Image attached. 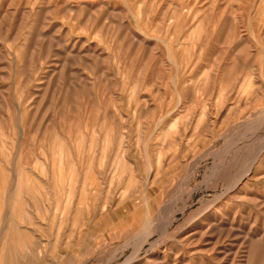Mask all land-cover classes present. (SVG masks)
Segmentation results:
<instances>
[{
    "label": "rangeland",
    "instance_id": "rangeland-1",
    "mask_svg": "<svg viewBox=\"0 0 264 264\" xmlns=\"http://www.w3.org/2000/svg\"><path fill=\"white\" fill-rule=\"evenodd\" d=\"M0 264H264V0H0Z\"/></svg>",
    "mask_w": 264,
    "mask_h": 264
},
{
    "label": "bare ground",
    "instance_id": "bare-ground-1",
    "mask_svg": "<svg viewBox=\"0 0 264 264\" xmlns=\"http://www.w3.org/2000/svg\"><path fill=\"white\" fill-rule=\"evenodd\" d=\"M84 143V142H83ZM13 146V145H12ZM91 151V150H90ZM79 166V165H78ZM87 170V169H86ZM85 173V172H84ZM74 174V173H73ZM14 177V176H13ZM40 199V198H39ZM8 211V210H7ZM39 221V220H38ZM205 234V233H204ZM201 236V235H200ZM26 250H27V248H26ZM24 251V245H23V247L21 246V245H18L17 243H13V244H8L7 246H6V244H5V247H4V251H3V253L4 252H7L8 253V255H14V254H18V255H20L19 257H21V254H22V252ZM24 255H22V257H23ZM23 259V258H22ZM4 261V260H3ZM153 262V261H152Z\"/></svg>",
    "mask_w": 264,
    "mask_h": 264
}]
</instances>
